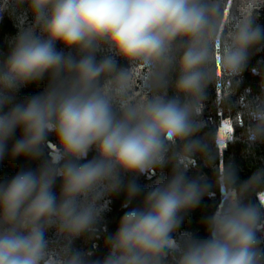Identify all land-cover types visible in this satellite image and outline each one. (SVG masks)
Listing matches in <instances>:
<instances>
[{
	"label": "clouds",
	"instance_id": "1",
	"mask_svg": "<svg viewBox=\"0 0 264 264\" xmlns=\"http://www.w3.org/2000/svg\"><path fill=\"white\" fill-rule=\"evenodd\" d=\"M21 5L32 22L0 59V160L18 129L13 159L41 160L50 135L56 143L35 170L0 182V264H88L72 244L96 234L101 201L123 187L130 202L141 189L123 177L166 165L168 180L122 216L97 264H264V168L240 184L231 164L214 184L186 175L197 158L212 165L231 135L198 137V117L206 89L234 92L227 82L264 43V0H0V12ZM46 76L43 92L14 103ZM260 89L242 113L248 145L264 143V80ZM213 188L223 202L208 235L175 240Z\"/></svg>",
	"mask_w": 264,
	"mask_h": 264
},
{
	"label": "trees",
	"instance_id": "2",
	"mask_svg": "<svg viewBox=\"0 0 264 264\" xmlns=\"http://www.w3.org/2000/svg\"><path fill=\"white\" fill-rule=\"evenodd\" d=\"M236 2L238 3V0ZM26 8L27 5H21L0 12V59H3L9 51V40L31 24L32 17L25 11ZM255 22L264 29V6L256 9ZM56 47L61 49L59 44ZM120 63L123 64V61ZM262 74H264V43L253 50L240 76L227 82V87L233 88L234 92L223 98L225 87L223 82L210 85L206 89V99L198 117L200 123L198 137H217L222 123L226 121L231 122L232 132L229 137L226 136L223 148H219L217 143L215 144L212 165L205 166L204 161L199 158L193 161L186 171L189 178L204 177L210 184H214L218 167L231 164L236 171L237 184H240L247 181L258 169L264 168V143L248 145L241 138L247 124L242 115L243 109L247 103L261 94L260 85L264 80ZM47 85L48 77L46 76L38 83L22 87L15 94L14 103L40 94ZM233 118L237 119L234 121ZM20 134L18 129L15 137L8 142V153L0 160V182L11 179L18 171L35 170L54 149L56 138L54 135H50L48 137L49 145L45 146V154L41 160L33 161L22 156L13 159L9 153L15 139L19 138ZM94 155V151L90 152L87 159H92ZM171 171V165H166L153 174L125 175L123 177L124 185L134 182L141 189L139 194L129 202L126 191L122 187L119 192L102 200L96 234L91 238L85 234L73 241L72 247L86 256L88 264H97L102 261L108 252L105 241L109 235L116 232L122 216L131 209L142 206L145 195L155 186L166 182ZM54 191L59 193V180L56 182ZM221 196L222 193L218 188H213L209 194L205 195L194 209L184 215L177 232L173 234L174 239L182 240L185 236L205 238L208 234L204 222L220 207ZM251 199L254 203H259L255 196ZM46 236L50 241L55 242L56 237L53 231H49Z\"/></svg>",
	"mask_w": 264,
	"mask_h": 264
},
{
	"label": "snow or ice",
	"instance_id": "3",
	"mask_svg": "<svg viewBox=\"0 0 264 264\" xmlns=\"http://www.w3.org/2000/svg\"><path fill=\"white\" fill-rule=\"evenodd\" d=\"M222 128H224V129H226L228 131H231L232 130L231 122L230 121H226ZM222 139H223V133H222Z\"/></svg>",
	"mask_w": 264,
	"mask_h": 264
},
{
	"label": "rangeland",
	"instance_id": "4",
	"mask_svg": "<svg viewBox=\"0 0 264 264\" xmlns=\"http://www.w3.org/2000/svg\"><path fill=\"white\" fill-rule=\"evenodd\" d=\"M224 123H225V122L222 123L221 128L223 127ZM223 144H224V143H223ZM223 144L221 145V144L217 141V145L219 146V148H223ZM222 202H223V201H222V196H221V204H222ZM221 204H220V205H221Z\"/></svg>",
	"mask_w": 264,
	"mask_h": 264
},
{
	"label": "built area",
	"instance_id": "5",
	"mask_svg": "<svg viewBox=\"0 0 264 264\" xmlns=\"http://www.w3.org/2000/svg\"><path fill=\"white\" fill-rule=\"evenodd\" d=\"M226 136H228V133H226ZM224 142H225V140H224ZM224 142H223V143H224Z\"/></svg>",
	"mask_w": 264,
	"mask_h": 264
}]
</instances>
